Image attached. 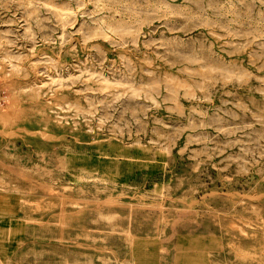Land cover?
Returning <instances> with one entry per match:
<instances>
[{
	"label": "rangeland",
	"instance_id": "374dc122",
	"mask_svg": "<svg viewBox=\"0 0 264 264\" xmlns=\"http://www.w3.org/2000/svg\"><path fill=\"white\" fill-rule=\"evenodd\" d=\"M33 194L86 208L73 245L264 264V0H0V199Z\"/></svg>",
	"mask_w": 264,
	"mask_h": 264
},
{
	"label": "crops",
	"instance_id": "0c3cea01",
	"mask_svg": "<svg viewBox=\"0 0 264 264\" xmlns=\"http://www.w3.org/2000/svg\"><path fill=\"white\" fill-rule=\"evenodd\" d=\"M104 160V163L89 162L93 163L89 166L100 170L104 174L103 177L111 183H120V181L126 180L128 177L126 175L130 173V165L135 162L131 155L122 158L111 156V160L109 158H104ZM111 166H113L112 173L105 174L104 169ZM120 166L124 169L127 168L121 176ZM34 189L35 184H32V193L35 192ZM32 196L33 205L31 208H18L12 196L11 199L8 197L0 199V264H88L86 260L89 252L97 257L106 256L107 259H110V264H146L148 254H151L149 263L152 264V257L155 258L156 254L159 258L164 257L161 251L159 253L154 251L152 256L153 249L162 247L151 242L141 245L123 239L121 241L106 240V244H94L93 247H89L88 243L81 241L79 244L73 245L72 234L87 231L86 208H68L67 202H71V198L68 201L67 196L64 195L59 199V203L63 205H60L58 210L49 211L47 208H40V206L51 203L58 205L54 199L53 201L50 198L40 200L38 195L33 194ZM55 219L59 220L60 224L57 225ZM55 233L63 234L61 238H58L59 242L55 241L57 239ZM79 245L81 257L77 258L76 247ZM83 248L86 250H82ZM88 249L91 250L88 252ZM184 259L186 264H205L202 256L197 261L196 259L191 261L190 255H185ZM158 264H162V259H159Z\"/></svg>",
	"mask_w": 264,
	"mask_h": 264
},
{
	"label": "bare ground",
	"instance_id": "6f19581e",
	"mask_svg": "<svg viewBox=\"0 0 264 264\" xmlns=\"http://www.w3.org/2000/svg\"><path fill=\"white\" fill-rule=\"evenodd\" d=\"M74 97V96H73ZM4 111V110H3ZM8 113V112H7ZM8 117H10V115L8 116ZM5 133V132H4ZM49 139V138H48ZM230 224V223H229ZM258 241V240H257Z\"/></svg>",
	"mask_w": 264,
	"mask_h": 264
}]
</instances>
